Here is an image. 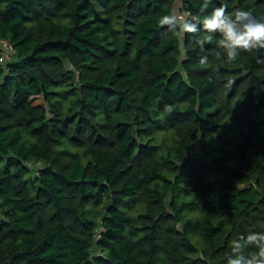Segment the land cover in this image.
I'll use <instances>...</instances> for the list:
<instances>
[{
  "label": "trees",
  "instance_id": "1",
  "mask_svg": "<svg viewBox=\"0 0 264 264\" xmlns=\"http://www.w3.org/2000/svg\"><path fill=\"white\" fill-rule=\"evenodd\" d=\"M203 3L0 0V264H226L264 232V49L158 25L264 0Z\"/></svg>",
  "mask_w": 264,
  "mask_h": 264
},
{
  "label": "clouds",
  "instance_id": "2",
  "mask_svg": "<svg viewBox=\"0 0 264 264\" xmlns=\"http://www.w3.org/2000/svg\"><path fill=\"white\" fill-rule=\"evenodd\" d=\"M210 0H204L200 12H206ZM160 27H166L168 31L192 34L195 43L204 51L205 45L212 43L214 34H219L216 46L222 50L218 52L216 59H223L224 63L234 64L241 52L251 53L264 49V18H257L251 9H236L228 11L227 5L222 4L204 15L202 20L196 19L188 12L173 11L163 15L158 20ZM206 35L198 36L200 32ZM181 59L187 58V48L181 40L179 44ZM207 56H201L199 63H207ZM254 248L255 251L245 252ZM226 264H264V232L249 230L241 234L238 239L231 241V253L226 257Z\"/></svg>",
  "mask_w": 264,
  "mask_h": 264
},
{
  "label": "built area",
  "instance_id": "3",
  "mask_svg": "<svg viewBox=\"0 0 264 264\" xmlns=\"http://www.w3.org/2000/svg\"><path fill=\"white\" fill-rule=\"evenodd\" d=\"M2 50H5L6 55L9 53L10 47L7 45V43H2Z\"/></svg>",
  "mask_w": 264,
  "mask_h": 264
},
{
  "label": "rangeland",
  "instance_id": "4",
  "mask_svg": "<svg viewBox=\"0 0 264 264\" xmlns=\"http://www.w3.org/2000/svg\"><path fill=\"white\" fill-rule=\"evenodd\" d=\"M178 6V5H177ZM41 101V99H39L37 102H40Z\"/></svg>",
  "mask_w": 264,
  "mask_h": 264
}]
</instances>
